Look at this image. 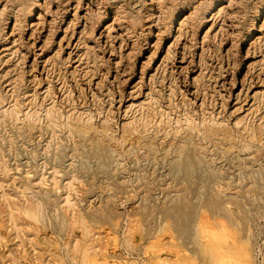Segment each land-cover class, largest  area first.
I'll list each match as a JSON object with an SVG mask.
<instances>
[{"label":"rangeland","instance_id":"374dc122","mask_svg":"<svg viewBox=\"0 0 264 264\" xmlns=\"http://www.w3.org/2000/svg\"><path fill=\"white\" fill-rule=\"evenodd\" d=\"M0 10V264H264V0Z\"/></svg>","mask_w":264,"mask_h":264},{"label":"bare ground","instance_id":"6f19581e","mask_svg":"<svg viewBox=\"0 0 264 264\" xmlns=\"http://www.w3.org/2000/svg\"><path fill=\"white\" fill-rule=\"evenodd\" d=\"M160 1H161V0H160ZM229 1H230V0H229ZM30 3H31V2H30ZM160 3H161V2H160ZM213 3H214V2H213ZM229 3H230V2H229ZM3 5H4V4H3ZM38 5H39V4H38ZM206 7H209V6H206ZM2 9H5V8H2ZM0 11H1V10H0ZM1 13H2V11H1ZM165 13H166V12H165ZM29 14H30V13H29ZM126 14H127V13H126ZM194 14H195V13H194ZM191 15H192V14H191ZM30 16H31V14H30ZM116 16H117V15H116ZM192 16H193V15H192ZM192 16H191V17H192ZM200 16H201V15H200ZM184 17H185V16H184ZM194 18H195V17H194ZM115 19H116V18H115ZM16 20H17V19H16ZM117 20H118V19H117ZM182 20H183V21H187L188 18H184V19H182ZM199 20H200V19H199ZM122 22H123V21H122ZM127 22H128V21H127ZM130 23H131V22H130ZM152 23H153V22H152ZM120 25H121V24H120ZM180 25H181V23H180ZM14 26H15V25H14ZM169 26H170V25H169ZM169 26H168V27H169ZM171 26H172V25H171ZM181 26H183V25H181ZM186 26H187V25H186ZM192 26H193V25H192ZM183 27H184V26H183ZM183 27H182V28H183ZM188 27H189V25H188ZM13 28H14V27H13ZM124 28H125V27H124ZM91 29H92V28H91ZM14 30H15V29H14ZM179 30H180V29H179ZM136 31H137V30H136ZM186 31H187V30H186ZM180 32H181V31H180ZM185 35H186V34H185ZM183 37H184V36H183ZM124 42H125V41H124ZM124 45H125V44H124ZM132 51H133V49H132ZM133 52H134V51H133ZM167 52H168V51H167ZM167 52H166V53H167ZM131 53H132V52H131ZM129 70H130V69H129ZM164 78H165V77H164ZM63 82H64V81H63ZM66 84H67V83H66ZM47 88H48V86H47ZM169 88H170V87H169ZM48 89H49V88H48ZM171 89H172V88H171ZM46 90H47V89H46ZM79 90H80V89H79ZM68 92H69V91H68ZM173 92H174V91H173ZM169 93H170V92H169ZM170 94H171V93H170ZM173 94H174V93H173ZM152 96H153V95H152ZM170 96H171V95H170ZM171 97H172V96H171ZM173 97H174V96H173ZM167 98H168V97H167ZM152 99H153V98H152ZM168 99H169V98H168ZM157 100H158V99H157ZM169 101H170V100H169ZM149 103H150V102H149ZM149 103H148V104H149ZM151 104H152V101H151L150 105H151ZM150 105H149V106H150ZM153 105H154V106L156 105L155 102L153 103ZM156 106H157V105H156ZM147 108H148V107H147ZM152 108H154V107H152ZM157 109H158V108H157ZM147 110H148V109H147ZM151 111H152V110H151ZM153 111H154V110H153ZM153 111H152V112H153ZM56 112H57V111H56ZM58 112H59V110H58ZM162 112H163V111H162ZM74 113H76V112H74ZM148 113H150V112H148ZM148 113H147V114H148ZM77 114H78V113H77ZM152 114H153V113H152ZM157 114H158V113H157ZM155 115H156V114H155ZM29 116H30V115H29ZM77 116H78V115H77ZM151 116H152V115H151ZM168 116H169V114H168ZM31 117H32V115H31ZM73 117H74V116H73ZM75 117H76V116H75ZM86 117H87V116H86ZM153 117H154V115H153ZM153 117H150V118L153 119ZM157 117H158V116H157ZM159 117H160V116H159ZM166 117H167V115H166ZM186 117H187V116H186ZM88 118H90V117H88ZM88 118H87V119H88ZM147 118H148V117H147ZM155 118H156V117H155ZM144 119H145V118H144ZM161 119H162V118H161ZM104 120H105V119H104ZM150 120H151V119H150ZM32 122H33V121H32ZM49 122H50V121H49ZM145 122H146V121H145ZM147 122H148V121H147ZM160 122H161V121H160ZM186 122H187V121H186ZM130 123H131V122H130ZM87 124H89V122H88ZM144 124H145V123H144ZM50 125H51V124H50ZM85 125H86V124H85ZM92 125H93V124H92ZM105 127H106V126H105ZM78 128H80V127H78ZM89 128H90V126H89ZM103 128H104V127H103ZM108 128H109V127H108ZM108 128H107V129H108ZM143 128H144V127H143ZM145 128H146V127H145ZM89 130H91V129H89ZM71 131H72V130H71ZM75 131H76V130H75ZM84 131H85V130H84ZM203 131H204V130H203ZM223 131H224V130H223ZM223 131H222V133H223ZM72 132H73V131H72ZM85 132H86V131H85ZM88 132H89V131H88ZM105 132H106V131H105ZM214 132L216 133L215 130H214ZM76 133H77V132H76ZM76 133H75V134H76ZM78 133H79V132H78ZM206 133H207V132H206ZM83 134H84V133H83ZM83 134H82V135H83ZM216 134H217V133H216ZM216 134H215V135H216ZM76 135H77V134H76ZM206 135H207V134H206ZM219 135H220V134H219ZM211 136H212V137H215V136H213V135H211ZM216 136H217V135H216ZM231 139H232V138H231ZM212 143H213V142H212ZM94 146H96V145H94ZM97 148H98V147H97ZM97 148H96V149H97ZM95 151L97 152V150H94V153H96ZM185 151H186V150H185ZM102 152H103V151H102ZM188 152H189V151H188ZM97 154H98V152H97ZM99 154H100V153H99ZM102 154H103V153H102ZM186 155H188V154H186ZM184 157H185V153H184ZM192 157H194V155H192ZM185 159H186V157H185ZM187 159H188V158H187ZM182 160H183V159H182ZM193 160H194V159H193ZM188 161H189V160H188ZM188 161H184V162H185V165H186V163H189ZM184 162H183V164H184ZM194 162H195V161H194ZM190 163H191V162H190ZM181 165H182V164H181ZM190 165H192V164H190ZM182 166H183V165H182ZM187 166H189V165H187ZM34 205H35V204H34ZM34 207H35V206H34ZM34 207H32V208H34ZM36 207H37V206H36ZM28 208H29V207H28ZM35 209H36V208H35ZM28 210H29V209H28ZM201 212H202V211H201ZM31 214H32V213H31ZM77 221H78V220H77ZM35 222H36V221H35ZM39 223H40V222H39ZM159 244H160V243H159ZM244 247H245V246H244ZM248 248H249V247H248ZM248 248H247V249H248ZM204 249H205V248H204ZM151 251H152V250H151ZM202 251H203V250H202ZM205 252H206L207 256H208V254L210 255V254L212 253V249H211V247H208V248L206 247ZM226 252H227V253L229 252V254H230V255H228L229 258H233V256H232V254H231L230 251L227 250ZM222 253H223V252H222ZM80 254H81V253H80ZM206 254H205V255H206ZM220 254H221V253H220ZM80 256H81V255H80ZM83 256H84V254H83ZM231 256H232V257H231ZM243 256L245 257V258L243 259V264H251V263H250V260H251V259H250V260L248 259V256H247V254H246L245 252H243ZM258 256H259V255H258ZM220 257H221V255H220ZM249 257H250V256H249ZM86 258H87V257H86ZM209 258H210V257H209ZM209 258H208V259H209ZM254 258H255V257H254ZM160 259H161V258H160ZM210 259H211V258H210ZM226 259H228V258H226ZM222 260H223V259H222ZM209 261H210V260H209ZM214 261H215V260H214ZM214 261H213V262H214ZM219 261H220V260H219ZM219 261H218V262H219ZM261 261H262V260H261ZM86 262H87V261H86ZM88 262H89V261H88ZM129 263H130V262H129ZM158 263H159V262H158ZM163 263H164V260H163ZM85 264H86V263H85ZM90 264H91V263H90ZM155 264H156V263H155Z\"/></svg>","mask_w":264,"mask_h":264}]
</instances>
